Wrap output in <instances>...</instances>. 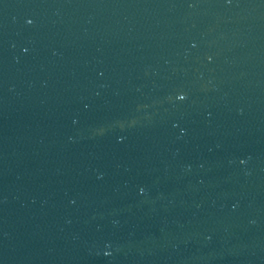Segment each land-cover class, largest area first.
Segmentation results:
<instances>
[{"label": "water", "instance_id": "water-1", "mask_svg": "<svg viewBox=\"0 0 264 264\" xmlns=\"http://www.w3.org/2000/svg\"><path fill=\"white\" fill-rule=\"evenodd\" d=\"M0 264H264V0H0Z\"/></svg>", "mask_w": 264, "mask_h": 264}, {"label": "snow or ice", "instance_id": "snow-or-ice-1", "mask_svg": "<svg viewBox=\"0 0 264 264\" xmlns=\"http://www.w3.org/2000/svg\"><path fill=\"white\" fill-rule=\"evenodd\" d=\"M29 23H31V21H29ZM181 99H183V97H180Z\"/></svg>", "mask_w": 264, "mask_h": 264}]
</instances>
